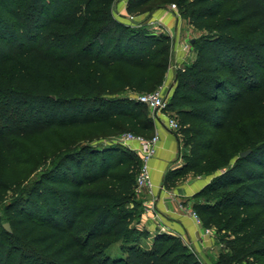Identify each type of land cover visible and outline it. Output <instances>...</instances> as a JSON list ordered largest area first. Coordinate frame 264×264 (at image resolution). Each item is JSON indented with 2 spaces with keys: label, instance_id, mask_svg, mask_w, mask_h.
<instances>
[{
  "label": "trees",
  "instance_id": "obj_1",
  "mask_svg": "<svg viewBox=\"0 0 264 264\" xmlns=\"http://www.w3.org/2000/svg\"><path fill=\"white\" fill-rule=\"evenodd\" d=\"M148 1L128 0L127 12L139 14ZM179 3L204 33L167 100L189 148L167 180L223 163L192 209L216 234L232 229L216 264H264V0ZM170 48L145 26L115 18L111 0H0V205L17 195L5 210L12 231L0 226V264H202L178 236L142 242L150 234L138 225L141 160L120 143L99 150L65 142L18 204L21 144L52 150L58 133L154 134L137 96L165 80Z\"/></svg>",
  "mask_w": 264,
  "mask_h": 264
},
{
  "label": "crops",
  "instance_id": "obj_2",
  "mask_svg": "<svg viewBox=\"0 0 264 264\" xmlns=\"http://www.w3.org/2000/svg\"><path fill=\"white\" fill-rule=\"evenodd\" d=\"M125 1L120 5L125 7ZM173 11H162L155 14L151 22H157L165 27L172 28L179 25ZM177 25V28H178ZM174 27V30H175ZM171 59L183 65L195 59L193 51L186 52L180 41H175L172 46ZM173 65H169L165 82L171 77H176ZM170 82V81H169ZM170 85L167 91L169 96L173 92ZM154 122V133L159 134V143L155 156L150 160V177L152 181L151 192L139 194L142 198L144 209L139 217L138 225L146 229L153 237L156 233H166L178 236L190 249H192L202 264H216L219 251L223 246H217L214 236L204 234L203 226L197 224L190 213L194 198H191L206 183L200 178L190 175L177 179L167 180L168 172L181 168L184 165V156L188 154L182 134L172 130L166 125L169 117L163 110L154 111L151 115ZM134 143L130 146L132 149Z\"/></svg>",
  "mask_w": 264,
  "mask_h": 264
},
{
  "label": "rangeland",
  "instance_id": "obj_3",
  "mask_svg": "<svg viewBox=\"0 0 264 264\" xmlns=\"http://www.w3.org/2000/svg\"><path fill=\"white\" fill-rule=\"evenodd\" d=\"M125 1L127 4L128 0H111V8H112V13L115 18L118 20L130 24L132 26H145L146 29L149 32L154 33L156 36H161L165 37L166 41L169 42L170 44V49L167 55V59H169V65H173L175 71L177 70L178 66L180 65L179 63H176L173 59H171V51H172V46L175 41H180V43H188L189 45L193 43V41L198 38L200 35L204 33V31L201 30H196L194 29L188 22V19L186 18V13H183L181 8L178 6V3L180 0H149L144 6L140 13L137 15H133V18L130 17L131 14L127 12L126 9V4L124 5L125 7L120 5V2ZM183 3V2H182ZM180 4V3H179ZM164 10L166 11H173L175 14V18L178 19L179 25L177 28V25L175 27L169 28L165 27L160 23L157 22H151L155 18V14L160 13ZM249 27L248 25H244L239 29V32H247ZM191 51L194 52L195 54V47L190 45ZM170 81V82H169ZM172 85L173 88L176 85V77L173 76L171 77L168 81L165 82V80L162 82L160 86H158L155 90H158L160 88L163 89H168L169 86ZM154 91V90H152ZM144 110L147 111V113L151 116L154 113V110L150 109L148 106L145 104L143 105ZM175 109L170 106H166L164 108V111L167 113V115L171 118H175ZM259 117L252 118L250 120V124H252L255 128L259 123ZM245 126L246 123H243ZM126 132H129L127 130H121L118 132H114L111 134H101V135H91L88 137H84L85 133L83 132H73L71 134H61L58 133L57 137H50V145L53 146L52 150L47 149L46 144H40L39 146H30L28 144H21V155L25 159V162L22 163L18 168H16V171L19 174V178L21 181V186L23 187V194H22V199L21 202L18 204H25L23 201L24 198H26L27 193L30 191L31 185L34 183V181L38 180L43 172L48 168L50 163L57 159L60 153L67 151L65 146V142H68L70 140H73L75 142L74 147L76 146H88V147H94L97 149H102L104 146H109L110 144H117L118 140L123 136ZM119 144V143H118ZM132 143L129 145L123 144L122 146H125L126 148L133 150L136 152L134 149H132L130 146ZM241 151L237 153V155L240 154ZM236 157V155H235ZM234 156L231 158V161L235 158ZM130 158L136 159L138 158L137 155L134 153V155H131ZM137 160V159H136ZM223 163H217L215 164H208L206 165V168L197 174H190V176L194 178H200L204 183H207L210 181V179L217 173H219L222 170V167L225 166ZM198 192V191H197ZM196 194V193H195ZM194 194V195H195ZM16 194L14 196H10L5 203L0 205V226H1V231L3 233H8V231L3 227V223L7 222L9 225V220H8V215L6 214L5 210L10 206L14 200H16ZM138 200L142 201V198L140 196H137ZM191 198H194L193 196ZM201 196L194 198V201H201ZM18 206V205H17ZM144 209L143 204H142V210ZM11 228V227H10ZM214 231V240L217 243V246H228L227 242L228 240H231L234 238L232 229H228L220 234H216V231ZM14 241L15 240H11ZM142 242L144 244H151L152 242V236L150 235L148 238L142 239ZM118 244L115 243L110 249L109 252L111 254H117L118 252Z\"/></svg>",
  "mask_w": 264,
  "mask_h": 264
},
{
  "label": "built area",
  "instance_id": "obj_4",
  "mask_svg": "<svg viewBox=\"0 0 264 264\" xmlns=\"http://www.w3.org/2000/svg\"><path fill=\"white\" fill-rule=\"evenodd\" d=\"M130 17L133 18V15H130ZM190 45L188 43H183L182 48L186 52H189L191 50ZM180 66L181 65H179L178 68ZM168 97L169 92L166 89L160 88L158 90L139 94L137 96V99L148 106L150 109L154 111L156 110V112H161L167 106ZM166 125L172 130L179 129V123L175 118L168 117L166 120ZM118 143L122 145H129L130 143L135 144L133 149L139 155L141 160L140 169L136 176V192L138 195L144 193L145 191L151 192L152 181L150 177L149 162L156 154L159 143V134L154 133L150 137H145L143 135L134 134L129 131L121 136V138L118 140ZM190 213L197 224L202 225L200 217L193 209L190 210ZM203 232L204 234H207L209 236L214 235L213 228L211 227H203Z\"/></svg>",
  "mask_w": 264,
  "mask_h": 264
},
{
  "label": "water",
  "instance_id": "obj_5",
  "mask_svg": "<svg viewBox=\"0 0 264 264\" xmlns=\"http://www.w3.org/2000/svg\"><path fill=\"white\" fill-rule=\"evenodd\" d=\"M248 152H249V150L242 151L240 155L245 156ZM3 227L9 232L12 231L10 228V225L7 222L3 223Z\"/></svg>",
  "mask_w": 264,
  "mask_h": 264
}]
</instances>
